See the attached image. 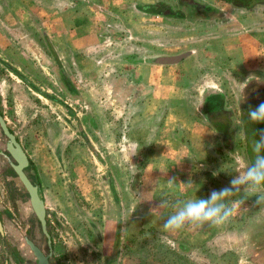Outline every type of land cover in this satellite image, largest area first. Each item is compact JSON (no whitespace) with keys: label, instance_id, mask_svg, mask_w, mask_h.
<instances>
[{"label":"crops","instance_id":"obj_1","mask_svg":"<svg viewBox=\"0 0 264 264\" xmlns=\"http://www.w3.org/2000/svg\"><path fill=\"white\" fill-rule=\"evenodd\" d=\"M37 1L51 10L46 17L50 26L43 31L58 59L51 68L68 90L59 83L65 97L52 98L55 102H43V97L39 106L37 98H28L22 116L29 119L23 124L14 119L16 106L7 115L2 109L0 113L30 160V151L37 153L39 168L51 167L48 155L58 166L64 162L67 168L98 171L99 180L112 186L119 216L126 210L133 222L120 224L121 230L133 233L138 216L164 219L175 211L156 208L162 199L171 205L207 198L212 190L230 186L251 164L237 117L245 115L249 122L248 111L255 104L244 101L243 94L264 89V5L245 9L223 0L198 1L214 12L219 7L213 1L230 4L233 27L245 31L197 37L187 56L195 58V76L187 79L188 70L179 65L187 57L172 64L146 58L156 54L154 44L162 45L170 33L164 36L165 28L158 33L159 27L148 24L141 33L139 19L154 18H139L133 10L153 15L155 0H0V56L19 69L37 71V63L27 64L37 59ZM163 5L185 8L176 0ZM38 53L51 57L45 50ZM235 88L242 96L237 103ZM14 125L33 130L20 135ZM169 179L175 181L172 188ZM4 194L0 190V203ZM257 194L264 195V185L242 186L229 197L226 203L235 211L221 225H186L177 231L162 226V232L183 254L184 264H264V206L255 204ZM3 216L0 212L1 224Z\"/></svg>","mask_w":264,"mask_h":264},{"label":"rangeland","instance_id":"obj_2","mask_svg":"<svg viewBox=\"0 0 264 264\" xmlns=\"http://www.w3.org/2000/svg\"><path fill=\"white\" fill-rule=\"evenodd\" d=\"M39 1L44 2L49 0ZM172 1L173 0H155L156 3H154L153 15H146V13H142L141 10H137L136 12L133 10V13H137L139 18H154L151 21L139 19L138 22L141 26V33L146 24L159 27L158 33L161 32L160 28H165L164 36L167 35V32L170 33L162 45L158 41L154 44V53L157 55L146 57L148 60L149 58L157 60V58H159L158 56L166 55V53L177 54L192 51L196 38L201 34L231 35L245 31L242 26L238 25L233 27L231 19L233 15H229L232 12L229 6L230 4H216L214 3L216 1H213L212 6L217 5V7H219V9L216 8L217 11L215 12L213 10L214 7H207V5L198 7V9H195V7H185L182 8V10L171 6L170 8L172 10L170 12L166 11L167 6L163 5V2ZM195 1L202 2L203 4H207L205 2H212V0ZM254 1L255 0L252 2ZM46 6V4L40 5L37 1V59H33L32 57V61H28L27 63H37V71L29 72L24 71L23 68L19 69L16 65L6 61L5 58L0 56V65L3 66V70L0 72V109H2L3 115H7V110H13L16 106L15 108L19 111V115H15L14 119L16 116V119L21 118L19 124H23L22 120L28 121L29 119L28 117L22 116L24 106H27L26 102L28 98L34 101H36L35 99L37 98V106H39L41 102L40 99L43 100V97L47 99L43 102H55V99L52 98L65 97V92L59 87L60 85L57 82V77L51 68L58 59L51 54L49 39L43 31L47 30L46 27H49L51 22V20L46 19V17L51 15V10ZM221 7L223 8L220 9ZM60 11L61 10H59V15H61ZM162 12H166L167 14L164 15ZM210 16L213 18L219 17V19L209 21V19L204 18ZM141 33L138 34L140 35ZM32 35L33 34H31V36ZM28 36H30V34H28ZM132 43H135L134 38L132 39ZM141 43L142 42L138 40L137 44L140 45ZM61 44L65 43H60V45ZM209 45H207V47ZM60 47L63 48L62 45ZM40 50H45L51 57L41 58L38 53ZM64 51L63 49V53ZM6 62L13 68L10 69L8 67L9 65H6ZM179 65L188 70L186 74L187 79L194 78V57L189 56L185 58ZM196 76L199 77L197 74ZM13 88L16 90H13ZM231 91H234V102L237 103V98L242 97L240 93L241 90L235 88ZM245 98L246 94H243L244 101ZM46 107H48V105H46ZM235 109H238L237 104ZM31 116L34 117L35 115L31 113ZM10 118L12 119L11 121L14 122L13 117ZM237 118L239 119L238 123H240V125H242V121H247L244 115H239ZM34 120L37 121V118H32L31 122H34ZM15 124H17V122ZM10 125L13 126V123H10ZM242 128V126L241 129L239 128L240 133H242ZM14 129L18 134L23 135L25 133L26 136L31 134L33 130L30 127L21 128V126H15ZM260 129H264V122H260L258 130ZM258 130L249 138L248 154L251 162L254 160L255 156L252 152V144L255 140L259 139ZM30 154L33 158V161L31 160L32 165L36 171L34 177H38L46 202V229L52 240V255L50 260L53 264L185 263L183 254L178 251L174 243L171 245L169 244L167 234L162 232V217L154 216L153 218H147V216H138L136 223L133 225H137V229H134L133 233H129L126 227L121 230L120 224L129 226L133 222H129L130 218L128 213L125 212L126 210L123 211L122 217L119 216L117 203L114 202L113 204V200L111 201L113 195L111 192L112 186L110 185L107 187L105 182L99 180L96 174L98 171L93 169L89 171L87 168H81L80 165L77 168H67L64 162H61V166H58L55 160L48 155H46V157H48V163L51 164V167L44 165L47 168H43L42 166L39 168L37 166V161H34L37 153L34 154L30 151ZM94 179L97 180L99 184L95 183ZM106 197L109 198L108 201ZM157 212L156 210L154 213L157 214ZM4 218H6V216ZM21 224H26L28 236L33 241L37 242L42 249L48 252L46 236L43 234L37 218H25L21 221ZM24 237L27 236L24 234ZM14 242L18 246L24 248L17 235L14 237L12 234L4 233V236L0 237V264H4L3 260L5 257L3 251ZM22 248L17 251L21 256L24 253ZM25 256L28 257L30 255L27 254ZM30 262H32V260H30ZM187 264H194V262L187 260Z\"/></svg>","mask_w":264,"mask_h":264},{"label":"flooded vegetation","instance_id":"obj_3","mask_svg":"<svg viewBox=\"0 0 264 264\" xmlns=\"http://www.w3.org/2000/svg\"><path fill=\"white\" fill-rule=\"evenodd\" d=\"M58 81L62 89L68 90L64 78L61 77L60 75L58 77ZM246 96L247 98H245V101H247V99L248 101L252 100L251 102L252 105L253 104L258 105L260 102L264 101V89H255L253 90V92H249V94ZM218 112L222 113V111H218ZM0 115L2 116L1 113ZM3 120L5 121L4 117H3ZM251 122H252L251 120H249V122L242 121V126L244 127L243 132L245 131V136H246V127L249 126ZM5 124L7 126L8 131L14 135L13 131L9 128L6 121H5ZM15 139L19 143L16 136H15ZM7 142H8V137L6 136V134L3 131V128L0 125V169H1L0 170V183L3 186V187L0 186V190L5 191V194H4L5 199L3 200L2 203H0V212H1V215H5V214L7 215L6 218H4L3 216L4 223L1 224L2 219L0 220V237H3L4 233L12 234L14 237L17 235L19 236V238L20 236H22V233H23V236L25 234L27 238L30 239L33 242V244L37 246L43 252V254L47 257L48 263L53 264L52 261L50 260V257L52 255V240H51V236L49 232L47 231L49 238H50L51 249L49 248V242H48L49 238L46 235V233L43 232L41 224H40V228L43 234L46 236V240H47L48 252H46L44 249H42L37 244V242L33 241L28 236V232H26V224L25 225L21 224V221H23V219L25 218L32 219V217L37 218V216L33 212V209L31 208L28 202L29 195L27 191L25 190V187L22 184L19 178L18 172L15 168V166H17L18 163L15 160L12 161L10 153L8 152L7 147H6ZM26 156H27L28 164L22 168V171L26 174L28 179L33 184L39 187V189L41 190V194H42V189H41V185L39 184L38 177L37 176L34 177L36 171L32 165V162L28 154H26ZM42 198H43V194H42ZM46 224H47V217H46ZM21 248L22 247L18 246L15 242L12 243L11 246H7L5 251H3V255L5 257L3 260L4 264H38L37 259L35 258L34 255H32V252L30 251V253H28L25 248H22L24 252L22 256L19 255L17 251ZM27 254H29L30 256L28 257L25 256ZM30 260H32V262H30Z\"/></svg>","mask_w":264,"mask_h":264},{"label":"clouds","instance_id":"obj_4","mask_svg":"<svg viewBox=\"0 0 264 264\" xmlns=\"http://www.w3.org/2000/svg\"><path fill=\"white\" fill-rule=\"evenodd\" d=\"M248 118L253 122H264V101L248 111ZM259 139L252 144L255 154L251 164L230 180V186L212 190L207 198H198L171 204L162 199L156 208L173 207L175 211L163 219V229L177 231L186 225H221L234 214V207L226 203L229 197L241 191L242 186L258 187L264 185V129H260ZM174 179L168 180L172 188ZM256 205L264 206V195L257 194Z\"/></svg>","mask_w":264,"mask_h":264},{"label":"water","instance_id":"obj_5","mask_svg":"<svg viewBox=\"0 0 264 264\" xmlns=\"http://www.w3.org/2000/svg\"><path fill=\"white\" fill-rule=\"evenodd\" d=\"M189 53L190 52L188 51V52H184L179 55L163 56V57H159L157 60L160 63H169V64L177 63L178 61L187 57ZM0 125L3 128L4 133L8 137V142L6 143V147H7L8 152L10 153L12 161L15 160L18 163V165L15 166V168L18 172V175H19V178L22 184L25 187V190L27 191L29 195L28 202L31 208L33 209V212L37 216V219L41 224L43 232H45L49 238V235L46 229V226H47L46 207H45L44 200L42 198L41 190L39 189L37 185L33 184L28 179L26 174L22 171V168L28 164L27 156L23 148L21 147V145L15 139V136L8 131L5 121L3 120V117L1 115H0ZM20 241L22 243V246L26 249L28 253H30V251L32 252V255H34L35 258L37 259L38 264H49L47 257L43 254V252L37 246L33 244V242L30 239H28L27 237L21 236ZM48 242H49V248L51 249L50 238Z\"/></svg>","mask_w":264,"mask_h":264},{"label":"trees","instance_id":"obj_6","mask_svg":"<svg viewBox=\"0 0 264 264\" xmlns=\"http://www.w3.org/2000/svg\"><path fill=\"white\" fill-rule=\"evenodd\" d=\"M181 5H184L183 7H195V9H198V7H203L202 4L196 2L195 0H176ZM225 2L231 3L233 5L245 8V9H251L252 7L256 5H264V0H223ZM171 8H167L166 11H171ZM162 14H167L166 12H162ZM260 125V122H251L249 126L246 127V146L247 151L249 147V138L253 136L256 131L258 130V126ZM36 175V173H35Z\"/></svg>","mask_w":264,"mask_h":264}]
</instances>
